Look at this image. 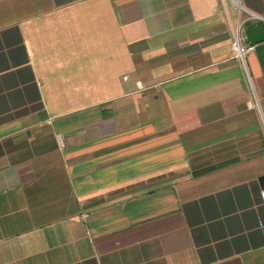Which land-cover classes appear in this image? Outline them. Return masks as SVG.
I'll return each mask as SVG.
<instances>
[{"label": "crops", "instance_id": "1", "mask_svg": "<svg viewBox=\"0 0 264 264\" xmlns=\"http://www.w3.org/2000/svg\"><path fill=\"white\" fill-rule=\"evenodd\" d=\"M240 11L264 0H0V264H264Z\"/></svg>", "mask_w": 264, "mask_h": 264}, {"label": "built area", "instance_id": "2", "mask_svg": "<svg viewBox=\"0 0 264 264\" xmlns=\"http://www.w3.org/2000/svg\"><path fill=\"white\" fill-rule=\"evenodd\" d=\"M249 19H254L256 21H264V14L250 13L248 17H243L240 14L235 23L230 25L229 32L231 35V48L235 52L244 64L246 63L245 56L247 52L254 50L256 43H252L247 40L245 29V22ZM262 198L264 201V187L261 189ZM82 216L87 217L88 212L84 211Z\"/></svg>", "mask_w": 264, "mask_h": 264}, {"label": "water", "instance_id": "3", "mask_svg": "<svg viewBox=\"0 0 264 264\" xmlns=\"http://www.w3.org/2000/svg\"><path fill=\"white\" fill-rule=\"evenodd\" d=\"M247 39L252 43L264 40V21H259L244 29Z\"/></svg>", "mask_w": 264, "mask_h": 264}]
</instances>
